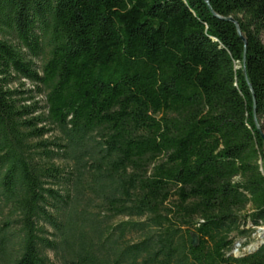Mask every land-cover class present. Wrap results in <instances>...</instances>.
Returning <instances> with one entry per match:
<instances>
[{"label": "trees", "instance_id": "16d2710c", "mask_svg": "<svg viewBox=\"0 0 264 264\" xmlns=\"http://www.w3.org/2000/svg\"><path fill=\"white\" fill-rule=\"evenodd\" d=\"M256 122L264 0H0V264H264Z\"/></svg>", "mask_w": 264, "mask_h": 264}, {"label": "rangeland", "instance_id": "374dc122", "mask_svg": "<svg viewBox=\"0 0 264 264\" xmlns=\"http://www.w3.org/2000/svg\"><path fill=\"white\" fill-rule=\"evenodd\" d=\"M27 85H29L27 83ZM263 226L257 227L256 230L251 234L249 239H245V238H241L238 239L235 243V247L232 250V253L236 256L238 255H242L248 252L249 248L253 245H256L259 243V241L261 240V231L259 228H262ZM248 242L247 245L245 247H241V244L244 242Z\"/></svg>", "mask_w": 264, "mask_h": 264}, {"label": "water", "instance_id": "95a60500", "mask_svg": "<svg viewBox=\"0 0 264 264\" xmlns=\"http://www.w3.org/2000/svg\"><path fill=\"white\" fill-rule=\"evenodd\" d=\"M205 1L208 3V0H205ZM226 19L229 20V21L234 22L238 34H239L240 36H242L241 33H240V29H239V27H238V23H237L232 17H228V18H226ZM244 58H245V53L243 54V64H244ZM244 71H245V70H244ZM252 96H253V93H252ZM256 126H257V130H258L259 134L261 135L262 138H264V133H263L262 129L260 128V126H259V124H258L257 122H256ZM259 229H260V231H261V235H260L261 240H260V243H263V241H264V226H263L262 228H259ZM257 246H258V244L251 246V247L249 248L248 252H251V251L255 250V249L257 248Z\"/></svg>", "mask_w": 264, "mask_h": 264}]
</instances>
